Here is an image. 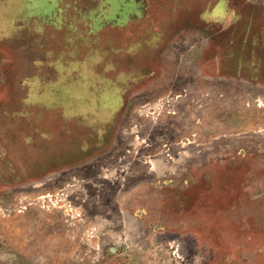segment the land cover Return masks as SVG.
Segmentation results:
<instances>
[{
	"label": "rangeland",
	"instance_id": "374dc122",
	"mask_svg": "<svg viewBox=\"0 0 264 264\" xmlns=\"http://www.w3.org/2000/svg\"><path fill=\"white\" fill-rule=\"evenodd\" d=\"M0 264H264V0H0Z\"/></svg>",
	"mask_w": 264,
	"mask_h": 264
}]
</instances>
